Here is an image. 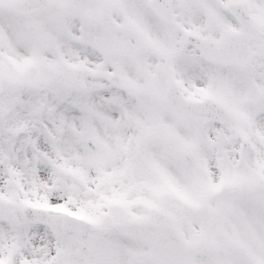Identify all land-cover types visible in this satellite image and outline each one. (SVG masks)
I'll list each match as a JSON object with an SVG mask.
<instances>
[{"label":"snow or ice","instance_id":"6c2138e0","mask_svg":"<svg viewBox=\"0 0 264 264\" xmlns=\"http://www.w3.org/2000/svg\"><path fill=\"white\" fill-rule=\"evenodd\" d=\"M0 264H264V0H0Z\"/></svg>","mask_w":264,"mask_h":264}]
</instances>
